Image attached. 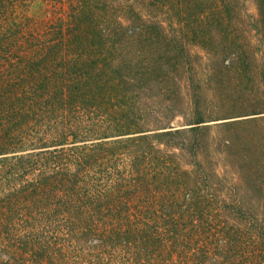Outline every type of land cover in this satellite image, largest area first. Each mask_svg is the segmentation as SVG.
<instances>
[{
    "label": "trees",
    "instance_id": "trees-1",
    "mask_svg": "<svg viewBox=\"0 0 264 264\" xmlns=\"http://www.w3.org/2000/svg\"><path fill=\"white\" fill-rule=\"evenodd\" d=\"M52 1L0 0V75L13 71L18 83L23 80L21 87L14 79L0 85V264H170L175 256L183 264H264L263 218L240 217L227 231L229 217L206 216L211 203H186V188L177 190L170 183L172 173L158 171L161 138L209 129L202 126L207 120L200 107L186 131L150 133L151 129H131L125 121L135 113L129 97L128 113L119 111L120 119L107 125L114 130L108 134L96 123H74L71 115L90 104L100 109L107 98L126 99L129 87H42L44 73L40 66L36 71L34 58L40 56L43 66L59 48L42 39L33 43L41 36L26 11L35 2ZM176 1L182 19L203 16L189 12L198 11L202 0ZM207 1L213 20L218 16L222 36L216 38L211 25L205 45L228 56L226 68L233 65L227 59H235L243 68L240 78L246 79L253 69L249 52H264V0H256L262 26L260 17L234 24L241 0ZM90 2L73 0L79 9L72 16L91 14L86 11ZM129 9L135 12L133 5ZM72 26L80 30L78 23ZM56 30L60 36L65 33L62 23ZM220 66L209 63L212 78ZM37 73L44 84L30 87L28 79ZM225 99L227 111L252 108L254 114L264 113L263 84L255 97L227 91ZM193 145L198 159L203 143ZM159 180L167 182L169 196L160 205L157 199L164 193ZM180 192L185 198L180 199ZM212 228L216 233H210Z\"/></svg>",
    "mask_w": 264,
    "mask_h": 264
},
{
    "label": "rangeland",
    "instance_id": "rangeland-1",
    "mask_svg": "<svg viewBox=\"0 0 264 264\" xmlns=\"http://www.w3.org/2000/svg\"><path fill=\"white\" fill-rule=\"evenodd\" d=\"M176 2L93 0L86 9L92 10L91 14L81 17L77 14L76 18L72 15L79 9V3L74 4L73 0H53L47 5L33 3L26 13L41 36L33 43L42 39L52 47L58 45L59 51L47 58L43 66L40 56L34 58L36 71L42 67L45 84L37 73L28 79L30 87H41V83L42 87H129L126 99L107 98L100 109H92L90 106L94 105L88 104L89 107L80 109V114L75 111L71 115L74 123L78 121L81 126L96 123L101 132L105 127L108 134L114 131L108 128V123L120 119L124 110L128 113L129 97L135 103V113L125 121L131 129H151L150 133L186 131L195 119L194 110L200 107L207 120L202 126L209 125V129L161 138L163 150L157 165L160 175L171 172L173 187L186 188V203L197 200L211 203L212 210L205 213L208 217H229L230 225L234 221L239 223L240 217L264 219V113L254 114L252 108L227 111L225 99L227 91L250 98L255 97L261 84L264 87V52L257 49L249 52L253 69L250 67L246 79H241L243 68L235 59H227L233 65L226 68L224 61L228 56L205 45L211 25L216 38L222 36L218 16L213 20L208 1L202 0L198 11L190 9V13L203 16L188 21L177 12ZM130 5L135 7L134 13ZM234 12L235 25L240 26L242 19L249 23L260 17L262 26L256 0H241ZM59 23L65 28L62 36L56 30ZM75 23L80 30H72L77 27L72 26ZM253 42L257 43L256 37ZM30 43L26 42L24 48ZM209 63L221 65L216 78L210 75ZM17 75L5 72L0 75V85L2 80L14 79L13 83L21 87L23 80L18 83ZM122 137L125 135L88 143ZM198 140L203 149L196 159L193 144ZM158 183L164 193L157 199L160 205L169 196L165 194L167 182ZM184 194H180V199ZM230 225L227 231H232ZM214 231L212 228L210 233ZM170 264H183V260L175 256Z\"/></svg>",
    "mask_w": 264,
    "mask_h": 264
}]
</instances>
